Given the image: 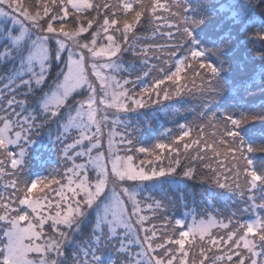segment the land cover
I'll use <instances>...</instances> for the list:
<instances>
[{
    "label": "snow or ice",
    "instance_id": "snow-or-ice-1",
    "mask_svg": "<svg viewBox=\"0 0 264 264\" xmlns=\"http://www.w3.org/2000/svg\"><path fill=\"white\" fill-rule=\"evenodd\" d=\"M256 93L264 0H0V264H264ZM186 96L137 147L130 114Z\"/></svg>",
    "mask_w": 264,
    "mask_h": 264
},
{
    "label": "trees",
    "instance_id": "trees-1",
    "mask_svg": "<svg viewBox=\"0 0 264 264\" xmlns=\"http://www.w3.org/2000/svg\"><path fill=\"white\" fill-rule=\"evenodd\" d=\"M259 12V9L257 10ZM143 35H146L149 37V39L146 41L147 43H153L150 42L151 38V32H145ZM157 41L163 42L162 38H157ZM126 60H130L131 56H126ZM152 63H156L155 61H152ZM231 78V77H230ZM247 102L251 104H259L261 102H264V96H260L259 93H256V95L247 97ZM200 99L193 97V96H186L184 97L179 103H176L174 101H163L160 105H153L151 106V110H140V115L137 116L136 113H132L129 116V119H132L134 121L139 120L141 121L139 127H140V135H139V146L144 147H153L154 144L157 142L158 139L161 138V134L165 132L167 129H172V135L178 134L177 126L182 123H198L196 120V117L198 116L200 109ZM222 101L216 102V105L219 107H223ZM216 105H210L212 111H216ZM148 115L150 117V120L145 122L143 120L144 115ZM150 124V127L148 126ZM248 135L253 141L254 145L257 148L264 147V124H261L260 122H256L255 124L249 125L248 127ZM46 142V137L44 138ZM135 156L142 159L144 158V154L135 153ZM148 159H151V157H148ZM254 159L259 162L261 160H264V153L257 152L254 156ZM36 163V162H35ZM166 163V161H165ZM45 168L43 166H38L35 169H32V172L34 175H44L45 174ZM189 191H200V186L198 182L194 181H186ZM191 199L196 200V204L200 205V198L199 196L190 198L189 201V209L193 207L191 204ZM189 209H185L182 206H176V207H170L167 211V213H161L159 215V219L154 221V223L159 224L161 220H163L164 216H168L173 218V221L175 218H186L189 222L191 221V216H185V213L188 212ZM199 210V209H197ZM227 215V213H225ZM247 219V215L244 217ZM88 231L87 226H85V232Z\"/></svg>",
    "mask_w": 264,
    "mask_h": 264
},
{
    "label": "rangeland",
    "instance_id": "rangeland-1",
    "mask_svg": "<svg viewBox=\"0 0 264 264\" xmlns=\"http://www.w3.org/2000/svg\"><path fill=\"white\" fill-rule=\"evenodd\" d=\"M150 42H159V41H157V39L155 40V41H153L151 38H150ZM151 55V54H150ZM156 62V61H155ZM157 63V62H156ZM47 140V139H46ZM55 163V161L53 160V164ZM38 166H43V165H41L39 162H34V164H33V168L32 169H35V168H37ZM44 168H45V166H43ZM45 174H46V168H45Z\"/></svg>",
    "mask_w": 264,
    "mask_h": 264
}]
</instances>
